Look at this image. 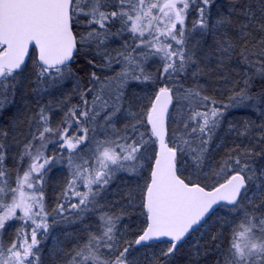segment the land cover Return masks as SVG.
I'll return each mask as SVG.
<instances>
[{
    "label": "snow or ice",
    "instance_id": "snow-or-ice-1",
    "mask_svg": "<svg viewBox=\"0 0 264 264\" xmlns=\"http://www.w3.org/2000/svg\"><path fill=\"white\" fill-rule=\"evenodd\" d=\"M216 4L0 0V264H41L38 236L49 232L44 189L50 181L60 186L55 215L66 219L71 210L82 219L95 212L118 171L135 175L145 166L138 204L144 221L134 238L121 244L117 222L122 217L101 213L96 230L88 227L86 240L64 253V264H140V248L165 238L167 246L153 264H176L186 238L213 216L219 234L203 250L197 247L186 264H201L203 257L210 258L208 264H264V165L254 162L264 156V147L229 153L218 170L206 164L210 142L230 107H258L264 115V0L255 8L231 5L238 10L235 38L227 31L235 27L231 16L217 12L213 19ZM190 12L195 14L191 28ZM209 37L214 46L206 48ZM237 41L250 71L229 103L217 106L203 94L199 65L210 49L222 66L235 54ZM29 61L38 94L54 95L51 90L72 81L78 102L65 97L39 107L15 153L13 185L5 163L12 144L4 124L5 117L12 125L20 120L13 107ZM57 110L63 118L53 126ZM177 110L179 120L173 115ZM122 120L128 123L121 132L116 126ZM172 124L176 128L169 135ZM259 127L258 143L264 146V124ZM237 134L247 135L248 128ZM49 143L61 151L46 155ZM58 165L68 170L64 175L57 169L61 180L50 175ZM128 203H135L131 193ZM13 229L15 237L3 243Z\"/></svg>",
    "mask_w": 264,
    "mask_h": 264
},
{
    "label": "trees",
    "instance_id": "trees-1",
    "mask_svg": "<svg viewBox=\"0 0 264 264\" xmlns=\"http://www.w3.org/2000/svg\"><path fill=\"white\" fill-rule=\"evenodd\" d=\"M234 3H241V4H248L251 3L253 7L255 8L257 6V0H217L216 7L213 11V19L215 20V16L217 12H220L224 14L225 16H231L232 20L234 22L235 27L229 28L228 34L232 37H237L238 35V26H239V20L237 19L236 15L233 14V12L229 13L227 10L233 9L231 7ZM232 11L237 12L238 10L233 9ZM195 19V14L190 12L189 19L187 21L188 27H192V22ZM208 46H214V41L211 37L208 38L206 48ZM241 49V45L237 41L236 43V52L232 56L230 60H226L225 63L221 66L218 65V59L216 55H213L211 53V50L209 49V54L207 55V61L203 62L199 65L200 70L202 72H209L206 73V76L211 77L212 79L209 81L210 86L208 88L203 90L204 95H208L210 97L217 96L215 100L218 101L217 106L222 104L224 101V104L229 103V98L233 94V90L239 85V81H236L234 77V73H238L241 76H244L245 72H249L250 69L248 68L247 64H245L240 56L239 52ZM83 67V64L81 65ZM119 66H117V69ZM223 72L221 73L218 72ZM218 73V74H217ZM233 73V74H232ZM199 75V74H198ZM26 79L24 80L23 87L20 88L16 93V104L13 107V115H19L20 120L17 124L12 125L9 124L8 121L10 120L9 117H5V124H4V130L9 132L8 140L12 144V152L9 158L5 161V163L9 166V174H10V182L14 185L15 178L17 174V170L12 167L14 163V157L16 151L19 150V144L23 143L26 139V137L29 135L30 131V125H33L35 123L36 114L39 111V107L44 103H55L56 100H59L61 97L64 99L65 97L70 98L72 91V85L74 82L72 81H66L64 86L58 89L51 90L54 92V95L45 94L43 92L37 93L34 85H33V76H32V62H28V70L25 73ZM199 77V76H197ZM241 77L240 79H242ZM206 79V78H205ZM232 81V83H231ZM208 82V83H209ZM200 83V82H199ZM214 83V84H213ZM186 84L191 86L192 85V78L189 77V79L186 81ZM201 85V83H200ZM209 87H212V89H209ZM224 91V97L220 98L218 96V91ZM213 95V96H212ZM219 97V98H218ZM39 101V103H37ZM71 102L76 103L78 102V97L76 95H72ZM242 109V110H253V112H256L258 110H261V108L258 107H248L244 104H239L233 107H230V110L233 109ZM236 113H239V111H236ZM63 118V111L57 110L52 114V123L53 126L60 124ZM32 131H35V128L32 127ZM69 134H72V130H69ZM92 134L90 133V136ZM98 139H102L101 136H97ZM37 144L39 141L36 142ZM233 145L227 146V149L224 152H216L213 155V169H216V166L227 157L229 153L235 154V149H233ZM61 151L55 144L49 143L47 145V151L46 155H52L53 153H58ZM254 162L257 165H261V163L264 164V156L260 157H254ZM26 167V165H25ZM57 169H60V172H62L64 175L67 174V168L62 167L60 165L57 166V168H54L52 170L51 174H55V178L57 180L63 179V176L60 174V172H57ZM218 170V169H216ZM20 172L22 174L23 169H20ZM147 177V168L143 170V172L136 173L135 175H130L126 171H118L113 179L111 180L110 184L106 187L105 191H103L100 196L98 197L100 204L98 205L97 209L94 213H90L89 215L83 217L82 219L77 218V216L71 212V210L65 212L66 219H62L59 216H56L54 213V209L57 207L58 199H59V192H60V186L54 184L53 182H49L45 186V207L50 213L48 217V223H49V232L48 234L41 238L38 236V239H41L40 243V259L41 264H64V261L66 259L64 253L67 251H70L73 247H75L77 242L83 243L86 240V230L88 227H90L93 230H96L97 222L99 220L101 213H106L108 215H114V216H120L122 217L117 222V237H119L120 231H127L126 237L122 238L121 244H123L125 241H130L134 238V235L136 232L140 230L142 227L144 217L141 214L138 204L140 202V194L139 189L143 185L144 180ZM122 181V184L124 183L127 185L125 187L124 191H119V195L110 198L112 200L111 203H108V206L103 211H99V207L104 205L106 199L105 196L108 193V190L116 188L117 184ZM211 181H209L210 183ZM83 190V189H81ZM133 194L134 201L132 205L134 207H126L125 205L128 203L129 200V194ZM103 194V195H102ZM108 199V200H110ZM111 210L109 211V209ZM126 209V211H125ZM55 217V222H54ZM9 224L19 226V221H9ZM206 227L205 225L198 229L196 232H194L189 239L184 243V245H189L188 250L191 252L195 250V245L197 244L198 247L201 249L205 248V246L211 245L212 243V237L219 234V231L217 228H208L207 231L204 232L203 236H200L202 234V229ZM15 236V230L9 231L7 235L3 236V238L6 241H10ZM225 237V234H224ZM192 238H194L193 241ZM226 238V237H225ZM61 240L63 243L58 241ZM225 240V239H224ZM224 240H221L220 243H224ZM183 245V247H184ZM55 246V248H54ZM162 245H156L153 244L151 247H142L140 250L145 251L146 255L142 258L140 261V264H153V261L159 257L160 251L157 249H161ZM151 250V251H149ZM53 251V252H51ZM52 253V255H51ZM189 258V256H188ZM162 259V258H161ZM180 258L177 257L176 264L180 262ZM184 263L186 264L187 260L182 259ZM203 261H205L203 259Z\"/></svg>",
    "mask_w": 264,
    "mask_h": 264
},
{
    "label": "rangeland",
    "instance_id": "rangeland-1",
    "mask_svg": "<svg viewBox=\"0 0 264 264\" xmlns=\"http://www.w3.org/2000/svg\"><path fill=\"white\" fill-rule=\"evenodd\" d=\"M233 9H229L227 10L229 13L233 12L234 14V11H232ZM207 61V58L204 59L203 62H206ZM203 71V70H202ZM200 70L199 72V77H197V80L201 83V88L204 90L206 88H208V86H210V80L212 79L211 77H213V75L210 77L209 76H206V73L209 74V72H202ZM218 73H221V75L223 74V72H218ZM217 73V74H218ZM233 74V73H232ZM234 75L236 77H234V79L236 81H239V80H242L240 79L241 77V74L239 75L238 73H234ZM206 78V79H205ZM209 82V83H208ZM241 82V81H239ZM232 83V81H231ZM214 84V83H213ZM209 89H212V87H209ZM72 91H73V85H72ZM218 95L219 96H223L222 94H224V91L221 90V91H218ZM71 94V97L73 94V92L70 93ZM70 97V99H71ZM60 99H63L62 97ZM236 111H239V113H236ZM173 115L176 117L177 120L180 119V114H179V110H177V112L173 113ZM128 123V121L126 120H122L116 127H117V130L118 131H123L124 129V125ZM264 124V115H261V110H258L256 112H253V110H242L240 108L238 109H233V110H230V108L225 112L224 114V117L222 118L210 144H211V147H210V151H209V154H208V159L206 160V164L210 167L213 166V155L217 152H224L226 149H227V146L229 145H233V149H235V153L237 151H242L244 147H252L254 148L255 151H260L262 147L261 144L258 143V138L259 136L261 135V129H260V125ZM248 128V134L247 135H238L237 133L238 132H242L245 130V128ZM176 128V125L175 124H172L170 127H169V135L172 134V131ZM102 138V136H101ZM239 146V147H237ZM262 157V156H261ZM261 165H264L263 163H261ZM261 165H257V167L261 166ZM145 168H147V166H145ZM139 172H137L138 174ZM127 185L124 183V185L122 184V181L119 182V184H117L116 188L110 190H108V193L107 195L105 196L104 199H106L104 205L100 206L98 209L99 211H103L106 206H108V203H111L112 200L110 198H114L116 196L119 195V191H124L125 190V187ZM103 195V194H102ZM110 199V200H108ZM126 207L130 208V207H134L132 204H129L127 203L125 205ZM109 209V208H108ZM111 210V208L109 209V211ZM206 227H204L202 229V234L200 236H203L204 232L208 230V228H217V230L220 232V225L218 223V216H213L211 219L208 220V222L205 224ZM126 232L127 231H120L119 232V237H126ZM227 236H228V233H225V240L224 242L226 241L227 239ZM15 237V236H14ZM13 237V238H14ZM12 238V239H13ZM2 240H3V243L7 244L9 241H6L3 237H2ZM194 238H192L191 241H193ZM59 242L63 243V241L59 240L58 241V244ZM188 244L187 245H184V247L181 248L180 252L177 254V257L180 258V262H178L177 264H182L184 263L182 259H186L188 261V256L193 253L194 251H190L188 250ZM187 247V248H186ZM198 247V245L196 244L195 245V249ZM55 248V246H54ZM166 248V245H162L161 249H164ZM161 249H157L159 251H161ZM204 249V248H203ZM202 249V250H203ZM151 251V250H149ZM53 252V251H51ZM52 255V253H51ZM138 259H139V262L142 260V258L146 255V252L145 251H142V250H139L137 253H136ZM203 259L205 261H203ZM210 258L209 257H203L202 258V261H201V264H208V260Z\"/></svg>",
    "mask_w": 264,
    "mask_h": 264
},
{
    "label": "water",
    "instance_id": "water-1",
    "mask_svg": "<svg viewBox=\"0 0 264 264\" xmlns=\"http://www.w3.org/2000/svg\"><path fill=\"white\" fill-rule=\"evenodd\" d=\"M197 229H198V228H197ZM197 229H196V230H197ZM193 232H194V231H193ZM193 232H192V233H193ZM190 234H191V233H190ZM189 236H190V235H189ZM189 236H188V237H189ZM188 237H187V238H188ZM187 238H186V239H187ZM154 243H155V244H160V243H168V242H167V240H166V238H165V239H162V240L159 241V242H154Z\"/></svg>",
    "mask_w": 264,
    "mask_h": 264
},
{
    "label": "bare ground",
    "instance_id": "bare-ground-1",
    "mask_svg": "<svg viewBox=\"0 0 264 264\" xmlns=\"http://www.w3.org/2000/svg\"><path fill=\"white\" fill-rule=\"evenodd\" d=\"M213 96V95H212ZM219 96V95H218ZM212 98H214V99H216L217 98V96L215 95V96H213ZM219 98V97H218Z\"/></svg>",
    "mask_w": 264,
    "mask_h": 264
},
{
    "label": "flooded vegetation",
    "instance_id": "flooded-vegetation-1",
    "mask_svg": "<svg viewBox=\"0 0 264 264\" xmlns=\"http://www.w3.org/2000/svg\"><path fill=\"white\" fill-rule=\"evenodd\" d=\"M222 95H224V94H222ZM220 98H223L224 96H219Z\"/></svg>",
    "mask_w": 264,
    "mask_h": 264
}]
</instances>
